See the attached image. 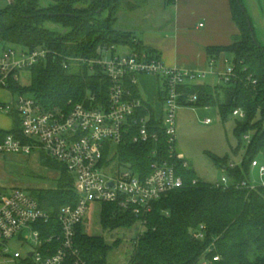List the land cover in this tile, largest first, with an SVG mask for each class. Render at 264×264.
I'll return each instance as SVG.
<instances>
[{
  "label": "trees",
  "instance_id": "1",
  "mask_svg": "<svg viewBox=\"0 0 264 264\" xmlns=\"http://www.w3.org/2000/svg\"><path fill=\"white\" fill-rule=\"evenodd\" d=\"M167 5H173L168 0ZM232 21L238 36L226 47L206 49L209 69L220 58L232 65L233 75L227 84L215 87L190 84L182 88V107H216L222 122L233 112L243 118L236 121L234 136L239 145L244 137L241 168L230 167L227 158L211 157L229 184L216 187L198 179L192 169L183 167V160L176 155L170 161L176 175L182 180L180 189L171 191L152 204L150 213L141 221L136 215L115 205H101L99 225L105 232L127 231L138 225L142 231L132 239L133 252L126 264H264V186L250 190L241 188L249 184L251 163L264 158V47L256 39L253 24L241 0H228ZM264 15V0H261ZM138 9L129 0H49L41 8L38 0H14L0 10V40L5 45L29 51L43 49L49 52L46 59L38 61L28 71L30 83L21 86L7 80V90L14 95L32 97L44 110L69 112L75 105L88 102L93 96L97 107L106 102L109 84L101 68L89 62L101 59L102 50L129 47L131 52H144L158 58L157 52L135 40L130 31H117L118 14L122 10ZM45 23L59 27V31L43 28ZM254 34V41L252 38ZM159 59V58H158ZM86 61V62H84ZM134 98H140L137 86L126 82ZM164 101V90L159 92ZM195 97L194 103H187ZM141 99V98H140ZM140 115L150 116L152 131H157V141L149 143L123 142L117 150V164L129 166L139 177L149 173L150 164L156 159L152 153L160 152L167 159L166 137L153 117L152 109L145 105ZM12 129L0 132V141L12 135L22 144L30 139L22 133L21 120L16 112ZM41 164L59 169L63 176L52 188L32 191L40 207L49 213V225L55 223L60 207L74 205L71 176L63 165L40 151ZM43 155V156H42ZM141 224V225H140ZM200 227L204 237L196 239ZM75 246L85 264H109V257L118 247L109 245L103 236H91L82 225L75 229ZM213 258H217L213 262Z\"/></svg>",
  "mask_w": 264,
  "mask_h": 264
},
{
  "label": "built area",
  "instance_id": "2",
  "mask_svg": "<svg viewBox=\"0 0 264 264\" xmlns=\"http://www.w3.org/2000/svg\"><path fill=\"white\" fill-rule=\"evenodd\" d=\"M113 48L103 49L101 59L89 62L97 64L109 84L107 100L97 107L93 96L84 104L75 105L69 112L44 110L30 96H19L9 104H0V113L16 112L21 120L23 135L31 144H22L12 135L0 141V154L30 155L41 151L50 159L63 165L72 178L74 205L59 208L55 223L49 225V213L38 201L22 190L15 189L8 195H0V264H85L75 246V229L82 225L89 205L110 204L128 211L143 220L152 209V204L167 193L180 189L182 180L176 175L171 160L175 156L177 113L182 107V88L199 84L205 73L167 68L156 57L144 52H131L125 57H112L104 61V54ZM49 52L38 49L5 45L0 40V88L7 89V80L19 83L21 71H28L38 61L46 59ZM86 62V61H84ZM227 68L218 75L222 84H227L233 75L232 65L224 60ZM140 76L160 78L165 93L162 103L163 116L155 120L166 137L167 159L159 157L150 164L149 173L139 177L129 166L117 164L115 155L125 141L149 143L157 141V131H152L150 116L140 98H134L126 88L127 80L137 86ZM195 97L187 103H194ZM234 117L243 118L239 111ZM209 120L204 124L208 125ZM248 140V137H244ZM187 164L183 163V167ZM260 177L264 167L256 161ZM223 185H227L225 177ZM241 188L255 186L241 183ZM143 223V221H141ZM141 225V224H140ZM200 227L196 239L204 237ZM15 241L18 249L9 244ZM218 259L213 258V262ZM205 264V263H203Z\"/></svg>",
  "mask_w": 264,
  "mask_h": 264
},
{
  "label": "rangeland",
  "instance_id": "3",
  "mask_svg": "<svg viewBox=\"0 0 264 264\" xmlns=\"http://www.w3.org/2000/svg\"><path fill=\"white\" fill-rule=\"evenodd\" d=\"M14 0H0V10H4L10 2ZM168 0H129L136 2L138 9L130 12L122 10L118 14L117 31H130L135 40L142 41L153 30L168 32V26L172 20V7L167 5ZM251 22L254 25L256 39L264 47V24L260 16H255L256 7H259L260 0H241ZM41 8L49 4V0H38ZM161 22V23H159ZM43 28L58 32V26L51 23H45ZM157 28V29H155ZM15 48V46H12ZM130 54L129 47H116L114 57H125ZM112 53L108 51L104 54V61H109ZM227 68L223 63H217L215 67L210 68L200 84L215 87L222 85L220 78L222 69ZM30 83L29 71H21L19 84L23 87ZM0 88V100L11 98L15 102L20 95H14ZM27 97L28 95H24ZM209 120L208 125L204 124ZM232 115L226 122H222L219 110L216 107L195 108L181 107L177 113L176 134H175V152L179 159L184 160L188 167L192 169L198 179L209 184L223 185V171L216 167L211 157L231 161L234 167L241 168L244 147L247 145V139H243L241 146L234 136L236 121ZM38 152L26 155H10L0 161V170L10 182L11 189H19L31 196L32 191L47 190L52 188L56 180L63 174L59 169H51L43 166L41 155ZM43 156V155H42ZM258 162L264 165V158L257 157ZM251 185L258 187L264 186V178H258L257 174H250ZM229 184V181H228ZM101 206L98 204L89 205V211L86 214L82 227L86 234L91 236H103L105 241L112 245L115 241L119 242L118 247L109 257V264H126L130 258L133 247L132 239L137 237L142 229L136 225L127 231L105 232L99 225V215ZM12 249H18L15 241L9 244Z\"/></svg>",
  "mask_w": 264,
  "mask_h": 264
},
{
  "label": "crops",
  "instance_id": "4",
  "mask_svg": "<svg viewBox=\"0 0 264 264\" xmlns=\"http://www.w3.org/2000/svg\"><path fill=\"white\" fill-rule=\"evenodd\" d=\"M258 4L259 7H256L255 16H260L264 24L261 0ZM171 7L173 12L171 23L168 26L169 31L153 30L152 34L149 33L144 37L141 41L142 44L157 52L159 60L167 68L183 69L205 73L206 75L210 70L206 49L208 47L229 46L238 36V29L231 18L228 0H173ZM224 60L222 57L218 63L224 64ZM137 87L144 104L152 109L154 119H160L163 113L158 94L160 91L163 92L162 80L154 76H140ZM3 90L8 91L7 89ZM13 102L11 98L0 100V104ZM13 121L14 118L11 114L0 113V132H9L13 127ZM35 152H38L37 155L39 156L40 151ZM10 155L0 154V161ZM12 155L19 156L17 154ZM255 161L259 166L264 167L257 159ZM228 163L230 167L235 165L231 161ZM251 173L257 174L258 178L260 177L257 168H251ZM262 178L264 176L260 177V179ZM248 183L252 184L250 180ZM10 185L0 170V195H8L15 190L11 189Z\"/></svg>",
  "mask_w": 264,
  "mask_h": 264
},
{
  "label": "water",
  "instance_id": "5",
  "mask_svg": "<svg viewBox=\"0 0 264 264\" xmlns=\"http://www.w3.org/2000/svg\"><path fill=\"white\" fill-rule=\"evenodd\" d=\"M11 3V2H10ZM252 38H253V41H254V34H252Z\"/></svg>",
  "mask_w": 264,
  "mask_h": 264
}]
</instances>
